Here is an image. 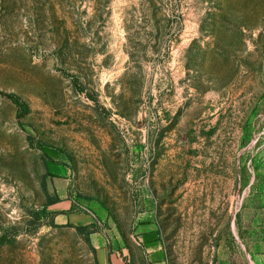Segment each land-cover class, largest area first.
Returning a JSON list of instances; mask_svg holds the SVG:
<instances>
[{
	"label": "rangeland",
	"instance_id": "1",
	"mask_svg": "<svg viewBox=\"0 0 264 264\" xmlns=\"http://www.w3.org/2000/svg\"><path fill=\"white\" fill-rule=\"evenodd\" d=\"M263 177L264 0H0V264H96L57 192L249 264Z\"/></svg>",
	"mask_w": 264,
	"mask_h": 264
},
{
	"label": "crops",
	"instance_id": "2",
	"mask_svg": "<svg viewBox=\"0 0 264 264\" xmlns=\"http://www.w3.org/2000/svg\"><path fill=\"white\" fill-rule=\"evenodd\" d=\"M60 166L65 168L63 177L69 181L71 170L65 165ZM48 168L52 177L59 174V169L54 165ZM258 186L259 210L254 219L251 242L246 246L249 264H264V177L262 180L260 178ZM57 194L59 201L52 206V211L56 212V222L59 226L88 228L86 240L96 264H170L154 222L140 224L137 218L127 221L126 225L118 218L109 216L96 202L87 200L86 219H82L71 210L72 203L68 201L67 193ZM63 202L64 206L61 205Z\"/></svg>",
	"mask_w": 264,
	"mask_h": 264
},
{
	"label": "trees",
	"instance_id": "3",
	"mask_svg": "<svg viewBox=\"0 0 264 264\" xmlns=\"http://www.w3.org/2000/svg\"><path fill=\"white\" fill-rule=\"evenodd\" d=\"M58 201H59L58 197H55L54 199L50 200L48 204L51 205V204L57 203ZM67 226H70V225H67ZM70 227H72V226H70ZM73 228H75L78 232H80L82 234L85 233L86 236L89 232L88 228H86V227H73Z\"/></svg>",
	"mask_w": 264,
	"mask_h": 264
}]
</instances>
